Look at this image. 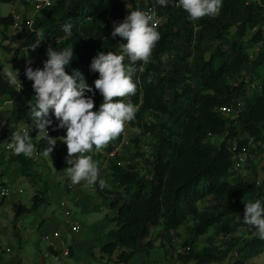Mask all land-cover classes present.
Returning <instances> with one entry per match:
<instances>
[{"label": "trees", "instance_id": "obj_1", "mask_svg": "<svg viewBox=\"0 0 264 264\" xmlns=\"http://www.w3.org/2000/svg\"><path fill=\"white\" fill-rule=\"evenodd\" d=\"M17 1L26 4V0H0L7 4ZM150 2L162 20L157 26L160 40L144 70L134 75L137 90L128 99L136 106V116L129 123L141 130L142 137L156 140V145L146 159L139 138L137 154L127 165L120 162L119 154L107 160L115 190L96 188L115 212L107 218L116 229L108 234L109 243L102 247V255L111 262L129 264L136 255L150 257L158 248L168 264H223L235 251L237 257L230 264H244L264 253V239L253 229H248L250 236L245 241L238 236L244 227L245 203L264 200V183L257 186L260 176L254 162L242 171L235 170L239 155H256L264 147V78L258 72L264 67V0H223L218 14L196 21L175 4L161 8ZM131 3L133 9L147 7L143 0ZM125 13L124 0H55L41 11L35 28L43 34L42 39L54 42L51 46L57 51L74 48L69 74L77 70L94 86L98 73L90 70L92 58L101 51H120L119 43L126 41L112 39V24L122 21ZM0 23L3 41L25 38L20 52L28 48L36 58L31 63L33 69L42 68L47 56L40 58L39 48L32 51L37 33L24 30L9 36L12 15ZM66 23L73 25L69 38H64L62 31ZM261 42L260 50L251 55ZM3 49L12 53L9 47ZM142 63L137 62V67ZM23 83L19 93L0 78V97L8 96L15 104L12 114L16 124H32L27 106L35 93L26 76ZM102 101L97 92V108ZM223 107L228 110L222 111ZM155 115L161 121L151 122ZM51 118L55 127V117ZM34 135H39L38 130L34 129ZM120 141L107 149L108 153H113ZM36 146L42 153L47 146L45 137ZM49 156L56 170L65 171L68 165L59 140ZM103 157L93 159L100 162ZM137 159L149 167L150 178L142 173L144 168ZM11 162L19 165L21 176L31 181L35 178L32 159L19 155L11 157ZM246 169L248 174L243 175ZM41 193L32 209L14 205L17 221L45 203L47 190ZM201 204L210 206L201 209ZM182 228L191 235L183 249L190 250L180 253L175 234ZM213 231L224 238L222 249L213 238L208 247L198 249V240Z\"/></svg>", "mask_w": 264, "mask_h": 264}, {"label": "clouds", "instance_id": "obj_2", "mask_svg": "<svg viewBox=\"0 0 264 264\" xmlns=\"http://www.w3.org/2000/svg\"><path fill=\"white\" fill-rule=\"evenodd\" d=\"M124 2L128 14L122 21L113 22L111 37L113 40L119 37L126 42L119 43L118 53L101 51L92 58L90 70L98 73L94 86L77 70L73 69L69 74L68 69L75 57L72 47L57 51L49 45L42 68L33 69L31 61L25 68L24 75L32 82L35 93L27 106L32 121L31 131L35 129L39 135L43 134L47 144L40 154L44 157L53 154L57 140L65 144V162L68 165L65 171L73 185L84 182L88 186L98 185L100 189L105 188L106 181L100 178L98 165L88 153L93 149L100 151L121 136L125 126L135 119L136 106L128 99L137 90L134 75L137 71L144 70L143 65L149 62L152 50L160 40L157 27L160 20L156 11H143L138 7L133 9L131 0ZM222 3L223 0H155V4L161 8L175 4L192 21L218 14ZM62 31L64 38L71 37L73 25L64 24ZM42 35L37 32L32 51L39 48L44 41ZM19 55L15 64L16 70L0 67V78H6L10 85H16L19 78ZM137 62H143L139 68ZM97 92L103 97L98 108L95 103ZM53 116L55 127L51 118ZM49 128L56 131L66 130V134L58 139L52 138ZM6 147L16 156L23 154L25 157H32L35 151L30 131L23 129L11 131ZM0 184L5 186L4 183ZM259 184L258 180L257 186ZM242 223L253 229L260 239H264V200L256 199L245 203Z\"/></svg>", "mask_w": 264, "mask_h": 264}, {"label": "rangeland", "instance_id": "obj_3", "mask_svg": "<svg viewBox=\"0 0 264 264\" xmlns=\"http://www.w3.org/2000/svg\"><path fill=\"white\" fill-rule=\"evenodd\" d=\"M55 1V0H54ZM125 3V2H124ZM0 14L1 17H6L8 15H12L14 13H20L23 15L25 21L30 14L31 7L27 4H21L20 2L11 3L5 5L4 3L0 2ZM14 6V8H13ZM14 9V10H13ZM126 13L125 16L128 14V10L125 4ZM13 12L11 13V11ZM123 17V19L125 18ZM122 19V20H123ZM1 29V27H0ZM25 25L23 26L22 31L14 32L12 29L8 30V34L11 37L24 33ZM25 38L19 40L18 42L12 41H4V45L12 49V53L5 51L3 46V37L0 33V67H8L12 70H16L15 66V59L20 52V47L25 43ZM53 41L45 42L43 47H39L37 50L40 58H46V51L49 45H52ZM255 49L251 51V55L255 56ZM22 58L25 63L31 61L34 63L36 60L35 56L30 51H25L22 54ZM2 70V69H0ZM259 74L262 78H264V67L259 69ZM6 79V78H5ZM7 80V79H6ZM257 82V81H256ZM259 82V81H258ZM260 83V82H259ZM15 104L8 96H1L0 97V183H3L5 179L11 177V183H6L5 186H10L13 189L12 194L19 190H23L21 194L13 195L10 199L9 203L5 204V206L0 209V264H10V262L17 261L21 259L20 262L23 264H117L111 262L108 257L102 255L101 251V241L104 242L105 236L111 231L116 229L115 224L110 223L107 216L113 217L115 212L110 206L99 198V194L94 190L97 186H87L83 188L84 182L77 185L79 186L78 190L74 191L71 195H68L64 190L68 191V179H64L63 172L56 170L53 166V162L50 156L44 157L42 156L37 149V142L39 139L43 138L44 135L40 134L38 136L34 135V130L31 131L32 124L23 121L19 124H16L13 118V110L15 108ZM161 117V116H159ZM162 118V117H161ZM152 121H161L160 118H156L155 116L150 117ZM28 130L30 131V135L33 138V144L35 145V151L32 157H28L32 159L34 162V173L35 178L31 180L24 178L20 174L19 165L16 163L11 162V157H16V155H12L10 150L7 149V141L10 138L11 131L14 130ZM141 130L139 128L131 127L130 123L125 126L124 132L106 145L100 151H96L93 149L92 152L88 153L92 157H100L103 155L104 161H95L101 164L98 166L99 169H104L106 167L107 175L104 174L102 179L106 181V186L108 189L115 190V183L112 176L111 165L108 159L113 158L119 154L122 157L120 161L123 165H127V161H131L133 157L137 154L136 148V141L141 138V148L146 153V159L151 157L152 151L154 146L156 145V140L151 139L150 137H142ZM66 134V130H59L56 131L53 138H60ZM120 141V144L117 146L113 153H108L109 148L114 147L116 143ZM63 152L65 156L67 155V146L63 145ZM23 155V154H21ZM64 156V157H65ZM137 162L144 168L142 169V173L149 178V167H145V163L142 159H137ZM257 165V170L259 171L260 182L264 183V147L262 151H259V154L256 156V160L254 162ZM98 164V165H99ZM247 170V169H246ZM248 170L243 174L247 175ZM5 178V179H4ZM83 184V185H82ZM89 187L92 188L89 190ZM47 190L50 192V204L45 208V215H42L41 209L38 211H33L30 213L25 214L20 218L19 221L16 220V212L13 206V203H18L26 206L28 209H32L34 205V199L37 195H42L41 192ZM51 190V191H50ZM93 190V191H91ZM83 191V192H82ZM95 191V192H94ZM48 192V194H49ZM75 194H82L81 195V203L80 205L74 203L73 196ZM100 199V201L98 200ZM67 203L69 209L72 210V218L69 220L71 224H75L78 222L79 225L82 227V231L79 234L69 233L68 230H65L67 236L63 239L64 247L60 252L59 256H55L51 254L49 258H45V254L49 253V243L45 242L39 234V227L34 228V216L43 217L47 220L50 217L57 218L60 222L61 221H68L62 212L63 206L61 207L62 203ZM65 203V204H66ZM97 203V204H96ZM106 203V204H105ZM99 204V206H98ZM46 205L43 203L42 206ZM66 205V206H67ZM210 206L209 204H201L200 208L204 209ZM42 208V207H41ZM92 208V210H89ZM98 210H93V209ZM35 214V215H34ZM47 218V219H46ZM107 218V219H106ZM41 219L40 221H42ZM107 222L108 228L103 229V224ZM48 221H46V224ZM190 226H193V223H190ZM34 231L33 234L29 232V235L25 236L24 247L21 252H17L15 245H13L12 249L13 252L6 253L3 249H7L11 246V241H14L13 233L18 232L20 234L24 233L25 231ZM96 229V233L94 231ZM249 227L245 226L239 231L238 236L241 240L245 241L250 236ZM52 230V229H51ZM94 235L98 238V244L95 243V239L91 241V235ZM157 235V234H156ZM46 236V234H45ZM95 237V238H96ZM191 235L189 234L186 228H182L179 233L175 234V245L179 250L183 249V243L190 239ZM33 238V239H32ZM157 238V237H155ZM213 238L215 240V244L219 245L222 249V244L224 242V238L217 236L213 231L210 235L202 237L198 240L197 246L198 249L202 250L209 246V239ZM161 241L157 242V245L160 246ZM71 244L77 245L79 249L80 255L78 257L71 256L65 257L64 251L68 249V246ZM96 246L93 248V246ZM18 247V246H17ZM31 247V248H29ZM3 248V249H1ZM224 249V248H223ZM237 257V253L234 251L229 259L223 264H230L231 261ZM116 260V259H114ZM244 264H264V253L261 254L259 257L253 258L247 262H243ZM129 264H168L165 260V254L163 250L156 248L151 254V256H147L146 254H138L136 255Z\"/></svg>", "mask_w": 264, "mask_h": 264}, {"label": "crops", "instance_id": "obj_4", "mask_svg": "<svg viewBox=\"0 0 264 264\" xmlns=\"http://www.w3.org/2000/svg\"><path fill=\"white\" fill-rule=\"evenodd\" d=\"M5 4V3H4ZM1 6L3 5V4H0ZM5 5H7V4H5ZM13 8H14V6H13ZM14 10V9H13ZM13 10L11 11V13L13 12ZM9 16V15H8ZM8 16H6V17H8ZM2 18H4V16L3 17H1V14H0V22H1V19ZM0 27H1V29H0V33H1V35H2V33H3V30H4V27L1 25V23H0ZM11 29V28H10ZM5 43H4V41H3V46L4 47H6V45H4ZM3 46H2V48H3ZM65 153L63 152V158H64V160H65ZM97 163V165L99 164L98 162H96ZM101 164H99L98 166H100ZM102 166V165H101ZM99 172H100V178H102L103 176H104V174H106L107 175V171H106V167L103 169H99ZM21 174V173H20ZM63 176H64V179L66 180V179H68V182H67V185L69 186L68 187V191H66V190H64V192H66L68 195H71L74 191H76V190H78V189H80V188H78L79 186H77V185H73V184H71V181H70V178L68 177V175H67V173H66V171H63ZM5 179V178H4ZM12 181H11V177H8L7 179H5L4 181H3V183L4 184H6V183H8V184H10ZM12 184V183H11ZM83 185V184H82ZM88 185H86L85 183H84V185L82 186L83 188H85V187H87ZM105 187H107V186H105ZM90 189H92V188H90L89 187V190ZM96 192H97V188L95 187V189H94ZM109 190H111V189H109ZM12 191H13V189L11 188V196L9 197V199L6 201L7 203H9V201H10V199L13 197V195L15 194V195H17V194H21L22 192H23V190H19V191H17V192H14L13 194H12ZM51 191V190H50ZM91 191H93V190H91ZM94 191V192H95ZM49 192V191H48ZM48 192H47V194L45 195V203H46V205H44V206H42L41 205V207L39 208V209H41L40 211H41V213H42V215H44V217H46V215H45V208L50 204V192H49V194H48ZM83 192V191H82ZM81 195L82 194H75L74 196H73V199H74V203L75 204H78V205H80V204H82L81 203ZM100 196V195H99ZM99 198H102V200H104V202H105V199L102 197V196H100ZM99 201H100V199H98ZM6 203V204H7ZM66 203V202H65ZM64 203V204H65ZM63 204V203H62ZM97 204V203H96ZM106 204V203H105ZM14 205H20L19 204V202L18 203H13V206ZM65 205H67V203L65 204ZM98 206H99V204H98ZM61 207H62V205H61ZM38 209V210H39ZM37 210V211H38ZM63 211V213H64V216L66 217V220H68V221H66V222H64V221H59L57 218H55V217H50V218H46L47 220H45L42 216L41 217H37V216H34V222H35V226H33L34 228H37V226L38 225H40V227H39V229H38V231H39V234H40V237H42V239L45 241V242H47V243H49V253H46L45 254V258H49V256L51 255V254H53V255H55V256H59L60 255V252L62 251V249H63V247H64V243H63V239L65 238V236H67V234H66V232H65V230H68L69 231V233L71 232V233H73V234H79L81 231H82V227H81V225H80V227H81V230H80V232H78V233H75V232H73V228L75 227V226H78L79 224H78V222L77 223H75V224H71V222H69V220H71V218H72V215H73V213H72V210H70L69 209V206L67 205V206H65V207H63V209H62ZM89 210H92V208H90ZM93 210H98V208L97 209H93ZM35 215V214H34ZM109 216V215H108ZM41 219H43L42 221H40ZM107 219V218H106ZM46 221H48V223L46 224ZM110 222V221H109ZM108 223L107 222H105L102 226H103V229H107L108 228ZM52 229V230H51ZM112 231V230H111ZM29 232H31L32 234H33V232L34 231H29V229L27 230V231H25L24 233H22V234H20L19 235V237H17V235H14V233H13V238H14V241L12 242L11 241V246L9 247V248H7V249H3V248H1V249H3V251H5L6 253H10V252H13V250L14 249H12V247H13V245L12 244H14L15 245V248H16V251L17 252H21L22 250H23V247H24V243L27 241H24V239H25V236H27V235H29ZM96 233V229H94V231H93V233ZM93 233H92V235H91V241H93L92 239H95V243L97 244V245H99L98 244V238L96 237H94V235H93ZM110 233V232H109ZM108 233V234H109ZM45 234H46V236H50L51 237V240L49 241V240H46L45 239ZM108 234H107V236H105V240H104V242H102L101 241V244H100V246L99 247H101V249H102V247L103 246H105L106 244H108L109 243V238H108ZM33 239V238H32ZM94 242V241H93ZM18 246V247H17ZM94 247H96L95 245L93 246V248ZM29 248H31V247H29ZM8 250H9V252H8ZM67 250H69L70 251V256H71V254H72V256H74V257H78L79 255H80V253H79V249L77 248V245L75 246V244H71V245H69L68 246V249H65V251H64V256H65V252L67 251ZM10 254H12V253H10ZM70 256H68V257H70ZM66 257V256H65ZM21 261V259H19V260H17V261H13V262H10V264H23L22 262H20ZM40 264V263H39Z\"/></svg>", "mask_w": 264, "mask_h": 264}, {"label": "built area", "instance_id": "obj_5", "mask_svg": "<svg viewBox=\"0 0 264 264\" xmlns=\"http://www.w3.org/2000/svg\"><path fill=\"white\" fill-rule=\"evenodd\" d=\"M138 1H142V0H138ZM145 2V4H147V7L143 10V11H148L151 12L153 10L156 11L155 7L153 6V4L150 2L152 0H143ZM155 1V0H153ZM26 4L30 5L31 7V11L30 14L28 15L26 21L23 17V15H21L20 13H14L13 14V27L12 29L14 30V32H18V31H22L23 32V26L25 25V29L24 30H29L31 33L36 34L37 33V29L35 28L36 26V20L39 17L40 13L42 10L51 7L54 4L53 0H26ZM157 13V11H156ZM158 16V14H157ZM160 23L158 25H160L162 23L161 18L158 16ZM262 32H263V36H264V25L262 27ZM42 38V37H41ZM119 40H121V38L117 37ZM44 40V39H43ZM45 44V40L41 42L40 47H43ZM263 42H261L260 44L257 45V47L255 48V51L258 52L260 50V48L262 47ZM28 48H23L22 51H27ZM18 65H19V78L17 81L16 85H11L13 87H15L16 90L18 91H22L23 89V77L24 72H25V64L23 62V58L22 55L20 54L18 57ZM222 111H227L228 109H226L225 107H223L221 109ZM1 112V111H0ZM49 135L51 137H53L56 133V130H53V128H49ZM63 144V143H62ZM64 146H66L65 144H63ZM256 155H251L248 153H243L241 155H239L238 159H237V163H236V167L235 170L236 171H242L245 166L249 163V162H255L256 160ZM11 196V188L10 186H4L2 184H0V209H2L5 205V202L9 199V197ZM63 207H65L66 205L63 203L62 204ZM81 227L80 225L75 226L73 228V232L78 233L80 232ZM46 240H51L50 236H46L45 237ZM186 250H190L189 248L187 249H182L179 250L180 253L186 252ZM9 252V250H8ZM65 256L68 257L70 256V251L67 250L65 252Z\"/></svg>", "mask_w": 264, "mask_h": 264}]
</instances>
